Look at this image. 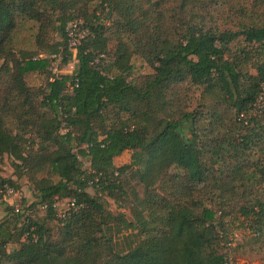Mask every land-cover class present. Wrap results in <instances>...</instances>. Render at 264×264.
<instances>
[{
    "label": "trees",
    "instance_id": "1",
    "mask_svg": "<svg viewBox=\"0 0 264 264\" xmlns=\"http://www.w3.org/2000/svg\"><path fill=\"white\" fill-rule=\"evenodd\" d=\"M19 17L37 25L33 53L9 46ZM73 19L88 35L72 58ZM59 53L75 65L51 79ZM134 55L151 72L128 80ZM29 73L43 84L27 85ZM263 84L264 0H0V159H12L31 197L3 201L0 264H226L230 213L264 235ZM124 151L128 164L114 166ZM4 186L17 188L0 177ZM129 192L126 220L106 206ZM70 199L76 209L57 217ZM114 225L128 232L124 250Z\"/></svg>",
    "mask_w": 264,
    "mask_h": 264
},
{
    "label": "rangeland",
    "instance_id": "2",
    "mask_svg": "<svg viewBox=\"0 0 264 264\" xmlns=\"http://www.w3.org/2000/svg\"><path fill=\"white\" fill-rule=\"evenodd\" d=\"M95 3V2H94ZM93 7V6H92ZM16 28L12 35V40L10 43V48L15 53H33L35 51V47L33 46V37L36 33L37 25L34 22L27 21L24 18H17L16 20ZM53 25H55L53 23ZM50 39L52 41L58 40V35L54 32L50 33ZM122 40L124 42L127 41V38L123 37ZM114 43L112 41H107L106 43V51L107 55H111L113 50ZM130 65L132 66L131 74L128 78L134 79L138 75H144L150 73V68L146 65L144 61L140 59L138 56H132L129 61ZM75 61L71 58L66 65L60 66L59 73L61 74H70L74 68ZM249 72L253 73L252 70ZM25 81L27 85L32 87H37L43 84V76L40 73H29L24 75ZM200 88L193 89L189 94V104L191 108H195L198 104L201 103L199 99ZM264 95H261L260 100L258 101L259 104L263 103ZM130 151H124L120 156L113 159V164L116 167L128 164L129 162ZM81 165L83 169H88L87 160L81 159ZM12 159L3 156L0 159V177L5 179H12L15 181L17 188L18 195L17 198H13L9 201L15 204H20L22 201L25 203H29L31 201L30 192H29V183L26 181L25 177H21L16 179L13 175V170L11 167ZM123 183L125 185H129L132 187L137 195L142 194V187L132 179L130 173H127L123 176ZM127 187L125 186V191ZM91 193L90 190H88ZM121 202V207H118V200L116 202L107 201V209L111 213L116 212H123L124 217L126 220L129 219L128 215V207L131 201L130 192L128 197L126 196L125 200H119ZM4 202L0 197V219L3 216V208ZM67 200H60L57 204V210L61 211L66 207ZM41 211L39 210H32V213L29 214L31 218H36L41 216ZM224 225L227 231V240L228 244L226 248H222V253H225V261L226 264H264V235L257 234L252 228L251 222L249 220H243L235 213H230L227 217L224 218ZM113 224V223H112ZM49 227L54 232V228L56 227L55 222H50ZM120 227V226H119ZM111 231L113 232V241H114V249L117 251L124 250L126 247V243L129 239L121 238V235L127 236L128 232L120 230L117 234L114 233L118 230L117 226H111Z\"/></svg>",
    "mask_w": 264,
    "mask_h": 264
},
{
    "label": "built area",
    "instance_id": "3",
    "mask_svg": "<svg viewBox=\"0 0 264 264\" xmlns=\"http://www.w3.org/2000/svg\"><path fill=\"white\" fill-rule=\"evenodd\" d=\"M107 9H108L107 6L104 4L102 14L100 15V19H102V16L107 13ZM102 20H103V23H105V20L104 19ZM64 35H65V40H66L67 51L71 54V57L73 58L75 49L87 37L88 29L83 24L81 19H73L66 23L64 27ZM40 57L41 55H39L37 58H40ZM49 58L51 59V62H52L51 67H50V72L52 75L51 79H53V77L56 78V76L59 74L62 55L59 53V54L51 55ZM261 95H264V84L261 85V93L255 103L256 108H264V101L261 104L258 103V101L261 98ZM17 195H18L17 191H15V189H13L12 187L4 186L3 189L0 190V196L3 201L9 202L13 198H17ZM42 208L43 207H40V209ZM75 209H76V206L74 204V200L73 199L67 200L66 207L61 211L57 210L56 216L59 218H64L65 216H67L68 212H71ZM14 212L20 213L17 207H14ZM26 236L29 237L31 241H34L36 239V236L33 233L32 227L28 229Z\"/></svg>",
    "mask_w": 264,
    "mask_h": 264
}]
</instances>
